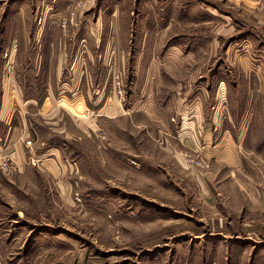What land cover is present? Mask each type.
Listing matches in <instances>:
<instances>
[{"label": "rangeland", "instance_id": "obj_1", "mask_svg": "<svg viewBox=\"0 0 264 264\" xmlns=\"http://www.w3.org/2000/svg\"><path fill=\"white\" fill-rule=\"evenodd\" d=\"M224 84L246 123L262 119L264 0H0V114L5 91L52 159L20 172L8 199L23 211L9 222L24 245L8 262L264 264V168L225 171L212 192L208 161L182 145L188 108L222 100ZM109 101L144 119L101 115ZM252 138L243 159H264ZM235 175L257 182L256 204Z\"/></svg>", "mask_w": 264, "mask_h": 264}, {"label": "crops", "instance_id": "obj_2", "mask_svg": "<svg viewBox=\"0 0 264 264\" xmlns=\"http://www.w3.org/2000/svg\"><path fill=\"white\" fill-rule=\"evenodd\" d=\"M225 87L226 84L220 88L222 95L225 97H223V101L219 98H210L203 102V104H209L214 100L212 103H217L216 107H214L216 111L213 114L210 112L208 113L211 114L212 117H210L211 115L207 116L202 101L196 102V99L193 102V107L188 108V112L186 111V118L192 119L191 122H189L188 119L185 122L187 124L186 129H188L186 132L190 137L186 142L184 141L182 145L187 147L190 152L200 153L205 161H208L209 164L207 168L209 170L206 172L209 173H207L204 182L207 183H205L206 187H209L212 192L214 191V186L223 184L227 178H229V174L227 173V178H225V180L222 179L223 172L225 171L234 170L236 173L237 168L246 167L251 163L257 169L264 168V159L244 160L241 154V148L249 141L250 135L261 137L257 139L252 138L251 145L255 146L257 152H264V107L261 108L262 119L260 116L257 119H253L251 116L247 119L246 123V117L243 114V103L245 101L231 94L230 96L227 95L229 93L228 86ZM228 97L232 98L234 101L228 100ZM39 100L40 99L36 96H27L24 98L22 95L21 97V101L26 104L35 105L36 103H39ZM261 100L263 101L264 99ZM103 101L104 100H102V103ZM15 102L11 101L9 95L4 91L2 111L0 114V160L3 158H9L17 164L18 169L12 173L13 175L0 169V264H10L8 258L13 254L11 249L22 248L24 246L18 245L20 240H18L17 236L13 235V222H9L13 217L20 216V213L23 212H20V210L15 208L13 201L8 200H13V196L19 198V194L14 189L20 184V172H27L31 163L34 165L40 163L39 166H41V168L51 166L52 160L47 158L51 155V149L40 154V152H37L33 146V141L30 138L27 139L28 135L31 133L30 117L27 116V126H25L26 124L24 121L26 116L18 110V107L21 108V104L17 99ZM41 104L43 107L50 104V97L45 96V99ZM82 104L86 105L85 103ZM69 107H71V109L75 108L74 106L72 107L70 103ZM191 109L193 114L190 113ZM16 110H18V113L20 114H17ZM116 110L119 112L116 115L117 117L125 114L129 115V113H131L132 117L135 116L144 119L142 111H132L129 113H125L124 111L121 113L122 109L119 106L113 105L110 101L102 108L101 115L115 118V116L111 117L108 114H104V112L108 111L109 113H113L117 112ZM197 113H199V115H196ZM159 115L162 117L160 120L161 126L168 130L169 125L166 122L169 121L163 112H160L159 114L155 113V117L152 113L148 112L147 117L152 121L160 122L155 119H159ZM19 116L21 117V120ZM255 120H257V122ZM202 122L203 124L201 125ZM146 124L148 125V128L153 129V125L150 124L149 121ZM156 125L154 126V130L157 128ZM199 125H201L202 128L199 127L198 130ZM28 141H31V144H28ZM54 161L56 167H58V160L55 159ZM156 166L157 164H155V167ZM67 167V164H65L62 172L58 171L60 180L65 177ZM235 177L234 180L236 181V184L242 187V190L248 195V199L251 200V204H256V201L261 199V189L258 185H255L257 182L245 179L243 176L235 175ZM231 179H233L232 176Z\"/></svg>", "mask_w": 264, "mask_h": 264}, {"label": "built area", "instance_id": "obj_3", "mask_svg": "<svg viewBox=\"0 0 264 264\" xmlns=\"http://www.w3.org/2000/svg\"><path fill=\"white\" fill-rule=\"evenodd\" d=\"M28 144H31V141H28ZM194 157H188V160L192 161V165H195L196 163H201L202 161L196 159H192ZM204 166V165H203ZM0 169L8 174H12L14 171L18 169V166L15 162H13L9 158H3L0 160Z\"/></svg>", "mask_w": 264, "mask_h": 264}, {"label": "bare ground", "instance_id": "obj_4", "mask_svg": "<svg viewBox=\"0 0 264 264\" xmlns=\"http://www.w3.org/2000/svg\"><path fill=\"white\" fill-rule=\"evenodd\" d=\"M190 162H192V161H190Z\"/></svg>", "mask_w": 264, "mask_h": 264}]
</instances>
